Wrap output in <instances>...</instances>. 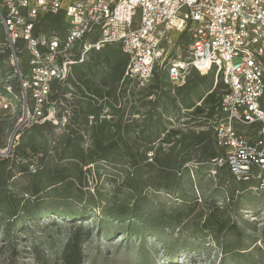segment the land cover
Instances as JSON below:
<instances>
[{
    "label": "trees",
    "instance_id": "obj_1",
    "mask_svg": "<svg viewBox=\"0 0 264 264\" xmlns=\"http://www.w3.org/2000/svg\"><path fill=\"white\" fill-rule=\"evenodd\" d=\"M40 27L47 33L62 32L65 29L63 16L45 18ZM183 32L190 38L188 30ZM4 44V31L0 26V78H7L5 75L13 72L9 52ZM77 58L76 61L79 56ZM173 59L161 67L164 69H155L152 76L154 83L139 88L134 80L125 75L129 56L122 46L108 44L101 50L89 51L83 62L73 64L66 83L53 84L50 100L57 104L59 118L66 110L71 112L68 125L61 131L50 121H44L33 123L22 130L17 129L18 139L14 138L9 156H0L2 264H21L23 258L28 256L34 257L38 264H48L42 250L46 240L43 235L36 236V231L41 229L48 218L59 216L71 222L100 208L101 203L96 196L87 198L84 189L87 178L93 172L98 178L102 176L100 169L105 164L110 165L116 174L126 173L123 186L130 190L142 194L149 181L155 185L154 188L163 189L170 196H177L176 200L181 202L177 207H186L187 210L179 213L176 207L172 209V214L166 215L176 225L183 224L195 212L198 202L196 199L190 200V192L184 191V178H191L192 174H198L203 168L207 169L209 175L212 171L223 174L228 188L233 190L229 197L231 204L235 205L231 207L232 212L239 215V204L234 202L235 192L256 187L258 183L254 176L258 169H252L247 180H238L225 162L226 150L217 144L215 128L221 115V102L226 87L222 81L214 85L215 73L211 71L198 77V82L179 88L177 98L180 107H177V98L172 99L175 107L162 104L163 97L168 96L163 92L162 82L164 77L169 79V65ZM13 78L15 84L0 88V96L8 97L16 105L18 95L22 98V92L19 79ZM8 88H11L12 95L8 94ZM172 108H176L178 114L182 110L187 111L184 128H171L168 119ZM7 112L0 109V117L7 119ZM0 122L2 151L9 145L5 133L9 132L11 126L7 127L5 120ZM198 125L206 127L197 131ZM260 127L259 123L245 126L243 134L254 142ZM158 144L162 146L155 148ZM153 150H156L155 158L149 162L147 155ZM220 160H223L222 165L219 164ZM31 166L36 167L35 173L30 170ZM147 174L148 177H145ZM22 182L24 195L11 191V188ZM188 185L194 192L196 188L193 183ZM179 189L182 195H179ZM54 199L72 200L90 205L92 209L83 208L75 213H50L49 201ZM145 201L147 199L143 195L135 201L126 216L112 214L104 207L102 221L108 218L117 223L126 221L125 233L129 238L142 237L144 233L137 228L141 226L139 228L146 229L150 224L149 219H143L140 215L139 202ZM3 205L7 209H3ZM228 212L227 209L214 207L204 217L200 215L195 219L200 229L206 232L205 236H209L212 241L221 243L227 235L242 240L241 232L235 221H230ZM162 226L165 228L172 224ZM70 231V237L56 264H84L83 244L93 232L91 229L84 232L83 227H71ZM151 237L160 238L154 233ZM195 238L200 239L199 236ZM188 250L194 249L182 245L170 253L167 261L173 264L177 256ZM249 250L250 247L229 250V244L222 243L223 257L218 264H238L252 257Z\"/></svg>",
    "mask_w": 264,
    "mask_h": 264
},
{
    "label": "built area",
    "instance_id": "obj_2",
    "mask_svg": "<svg viewBox=\"0 0 264 264\" xmlns=\"http://www.w3.org/2000/svg\"><path fill=\"white\" fill-rule=\"evenodd\" d=\"M60 15L64 31L42 30L45 18ZM0 26L13 69L5 77L20 81L24 122L50 121L61 131L71 112L57 116V104L50 100L53 84L66 83L71 66L89 51L120 44L129 56L126 77L144 88L164 62L162 36L174 28L188 30L190 44L184 57L170 62L169 79L180 85L191 70L214 71L226 87L217 144L226 150L231 174L247 180L257 168L254 189L264 191V0H0ZM78 43L76 61L72 52ZM7 91L12 95L11 88ZM13 106L0 96V109ZM257 123V140L251 142L243 127ZM13 138L1 157L9 156ZM30 170L35 173L36 167Z\"/></svg>",
    "mask_w": 264,
    "mask_h": 264
},
{
    "label": "rangeland",
    "instance_id": "obj_3",
    "mask_svg": "<svg viewBox=\"0 0 264 264\" xmlns=\"http://www.w3.org/2000/svg\"><path fill=\"white\" fill-rule=\"evenodd\" d=\"M189 44V36L185 35L181 29L174 28L166 31L161 41V47L165 52L160 62H164L163 64L160 63L156 69L160 70L159 68L165 67V64L173 58L184 57ZM81 46L82 43L76 44L72 52L74 56H78ZM201 76V73L191 70L184 83L180 85L174 84L171 80L164 77L162 82L163 92L167 93L168 96H162L164 98L162 104L168 107H175L172 99L177 98L179 88L188 83L194 84L198 82V77ZM213 81L215 85L217 83L215 75ZM219 82L220 79L218 80ZM152 83H154L153 79L150 80V84ZM8 84L14 85L15 79L13 77L10 79L0 78V88ZM176 101L177 107H180V100L177 98ZM198 105H201V102H198ZM15 107L18 108L14 111ZM6 111H8L6 113L7 119L4 117L0 118L2 121H7V127L11 126L9 132L5 133V140L8 139L10 141L15 130H22L24 127L29 126V123L23 120L25 108L20 95H18L16 106ZM170 112L168 120L171 123V128H184L187 111L182 110L178 114L177 109L172 108ZM205 127L198 125L196 130L201 131ZM160 146L162 145L158 144L155 148ZM163 147L166 149V145ZM3 151L2 153H4ZM155 154L156 150L148 153L149 162L155 158ZM100 173L102 176L98 178L96 173L93 172V175L87 178L84 189L87 198L91 195L96 196L99 203H101L100 208L92 210V212L85 214L83 217L75 218L71 222L59 216L48 218L41 229L36 231V236L43 235L46 240L42 250L44 256L48 259V264H56L59 261L63 248L70 237L71 227L73 229L83 227L84 232L90 229L93 232L92 236L83 244L84 264H170L167 261L170 253L179 249L182 245L192 247L197 252L194 250L182 252V254L177 256L173 264H218L223 257L222 243L229 244V250L233 251L250 247L249 251L252 252V257L241 260L238 264H264V242L262 241L264 238V193H260L251 187L241 192H235L234 202L236 201L239 204V215L236 216L231 209L235 205L231 204L229 200L233 190L228 188L226 176L215 171H212L209 175L207 169L203 168L198 174L193 175L191 173V178H184V191L190 192V200L196 199L198 202L197 206H195V212L183 224L176 225V222L169 220L166 215L172 214V209L181 205V202L175 198L177 196H170L165 190L154 188L155 185L149 181L142 194L130 190L123 186L126 173L116 174L110 165L105 164V166H102ZM148 175H145V177H148ZM190 183H193V187L196 188L194 192L189 189L188 184ZM22 185H24V182L11 188V191L24 195ZM178 191L179 195H182L183 192H180V189ZM140 195H144L147 199L145 202H139L141 205L140 215H142L143 219L150 220V224L146 229L139 228L141 226L137 228V230L144 233L142 237L129 238L125 233L127 229L126 221L117 223L112 221V218L102 221V216L104 215L102 208L105 207L112 214L126 216L129 214L128 210L135 205V201L142 197ZM49 202L48 212L50 213L54 211H57V213H75L83 208L86 210L92 209L90 205L79 204L72 200L54 199ZM214 207L229 210V219L230 221H235L241 232L242 240H238L233 235H227L219 243L212 241L209 236H205L206 232L200 229L198 220L195 218L200 215L204 217ZM2 208L7 209V206L3 205ZM186 210V207H177L176 209L179 213ZM170 223L172 224L170 227L164 228L162 226ZM152 233L160 238L151 237ZM198 236L200 239L195 238ZM2 260H0V264H2ZM21 264H38V262H36L34 257L28 256L23 258Z\"/></svg>",
    "mask_w": 264,
    "mask_h": 264
},
{
    "label": "crops",
    "instance_id": "obj_4",
    "mask_svg": "<svg viewBox=\"0 0 264 264\" xmlns=\"http://www.w3.org/2000/svg\"><path fill=\"white\" fill-rule=\"evenodd\" d=\"M68 97H69V99H71L70 95H68ZM152 99H154V98H152ZM14 106H16V105H14ZM16 108H18V107H15L14 111L16 110Z\"/></svg>",
    "mask_w": 264,
    "mask_h": 264
},
{
    "label": "water",
    "instance_id": "obj_5",
    "mask_svg": "<svg viewBox=\"0 0 264 264\" xmlns=\"http://www.w3.org/2000/svg\"><path fill=\"white\" fill-rule=\"evenodd\" d=\"M16 131H17V130H15V133H14V135L16 134ZM14 135H13V136H14Z\"/></svg>",
    "mask_w": 264,
    "mask_h": 264
}]
</instances>
